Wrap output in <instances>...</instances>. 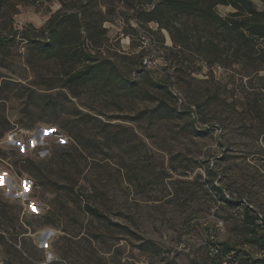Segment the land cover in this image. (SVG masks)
I'll list each match as a JSON object with an SVG mask.
<instances>
[{"label":"rangeland","instance_id":"obj_1","mask_svg":"<svg viewBox=\"0 0 264 264\" xmlns=\"http://www.w3.org/2000/svg\"><path fill=\"white\" fill-rule=\"evenodd\" d=\"M158 2L0 0V114L10 124L0 137V264L264 259V247L240 233L246 206L264 212V66L220 63L207 49L211 33L183 14L182 47L148 21ZM52 19L66 23L76 48L115 60L122 75L102 69L76 91L61 86L90 62L46 48ZM158 102L170 115L134 119ZM78 110L94 119L76 127ZM95 116L124 141L82 150L70 129L100 132ZM73 181L75 190L59 187ZM87 200L112 221L91 214ZM226 241L234 250L219 253Z\"/></svg>","mask_w":264,"mask_h":264},{"label":"trees","instance_id":"obj_2","mask_svg":"<svg viewBox=\"0 0 264 264\" xmlns=\"http://www.w3.org/2000/svg\"><path fill=\"white\" fill-rule=\"evenodd\" d=\"M264 1V0H263ZM219 5L231 6L233 10L226 15H222L216 11ZM193 16L204 28L196 27L198 30H206L211 34H206L208 38V48L217 53L220 63L229 60L232 63L244 65L246 67H262L264 66V9H259L253 0H159L157 7L149 12L148 21H155L161 28H165L171 34L173 40L186 47L185 38L180 39L177 32L186 30L184 22L181 20V15ZM184 24V29L182 25ZM51 42H46V48L56 50L62 59L68 62L89 61L83 68L69 71L61 86L68 89L79 88L85 85L91 79L95 78L97 73L103 69L109 77L112 73L121 76L122 72L119 64L111 58L98 59L86 47H75V35L72 36L71 30L66 26V23H60L57 20L50 22ZM197 34L194 36L196 38ZM189 39V38H188ZM3 41L0 35V42ZM201 42V39L199 38ZM206 43V42H205ZM215 60L213 63H216ZM105 70V71H104ZM124 81V78L121 79ZM173 92V91H172ZM32 95V93L29 94ZM175 97L178 98L174 94ZM179 101V98H178ZM249 110L248 106H243ZM171 112L161 104L157 103L150 108L140 110L134 117L137 121L146 119L147 117L158 118L170 115ZM101 121V131L95 132L89 129L87 132H74L70 129L69 134L75 139L78 144H81L82 150H88L89 144H115L124 141V134L121 130H108L112 123ZM94 117L86 112L78 110L77 126L88 125ZM10 128V124L5 115L0 114V137L6 130ZM135 136L143 144L149 143V135L133 130ZM171 167L173 166L174 157L171 156ZM77 178V177H76ZM75 181V180H74ZM73 183L59 184L63 189L75 190ZM214 181H209L208 189L216 187ZM77 191V190H76ZM193 194V193H192ZM87 210L99 219L112 221L109 213L101 208L95 202L86 201ZM264 212H253L249 206H246L243 212L242 228L240 230L242 242L244 244L253 243L264 247ZM234 250L230 241L223 244L219 253H227ZM250 264H264V259L251 258Z\"/></svg>","mask_w":264,"mask_h":264},{"label":"built area","instance_id":"obj_3","mask_svg":"<svg viewBox=\"0 0 264 264\" xmlns=\"http://www.w3.org/2000/svg\"><path fill=\"white\" fill-rule=\"evenodd\" d=\"M173 93L176 95V96H178V98H179V102L180 103H184V100H183V98L181 97V95L177 92V91H175V90H173ZM194 109H192V113L194 114L195 113V107L196 106H192Z\"/></svg>","mask_w":264,"mask_h":264}]
</instances>
